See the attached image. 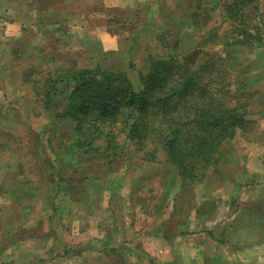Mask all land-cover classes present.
Segmentation results:
<instances>
[{"label": "crops", "instance_id": "crops-1", "mask_svg": "<svg viewBox=\"0 0 264 264\" xmlns=\"http://www.w3.org/2000/svg\"><path fill=\"white\" fill-rule=\"evenodd\" d=\"M155 3L156 0H0V99L4 102L0 105V132H11L16 116L22 115L27 121L29 105L23 108L20 102L24 100L26 88L34 92L31 86L35 87L36 82L29 74L31 69H38V53L57 57L58 51L65 52L67 61H76L78 68L100 66L119 70L121 66L105 63L109 56H121L130 50V46L125 47L124 35L117 25L123 29L134 27L132 38L147 35L143 32L145 26L140 29L145 22L142 17L146 13L154 14ZM52 39L57 40V49L48 47ZM85 56L89 60L95 57L98 62L85 65ZM60 64L66 66L64 61ZM34 94L32 99L40 97L37 92ZM13 100L23 109H15L10 104ZM44 110L40 117L52 115ZM49 122L38 133L50 130L52 123ZM260 130L256 138H245L246 149L235 161L228 159L232 173H225L224 165L219 166L211 169L202 182H186L177 189L167 181L158 199L153 196L143 202L136 199L133 190L123 188V181L119 180L114 187L109 172L98 182L88 175L74 179L73 175L65 174L63 171L71 166L84 168L80 162L86 161L78 158L81 156L78 149L72 150L73 154L70 152L68 160L61 158L64 165L59 166V154L49 162L60 176L58 181H53L55 176L50 174L45 193L43 174L39 186L30 184L29 178L34 177L29 175L26 161L22 157L13 158L16 156L12 148L7 149L0 142V178L6 179L1 183L0 207L4 206L3 213L7 215L5 219L0 215V262H26L23 258L12 262L11 253L6 252L19 245L21 248L25 241L34 238L41 246H45V241L52 242V259L43 258L47 263L69 260L72 247L81 246L80 253H85L94 245L103 253H113L119 258L128 256L129 259L135 257V261H146L153 255L161 261H170L173 257L168 248L175 244L177 234L174 232H178L182 261L264 264V128ZM97 166L103 168V164ZM35 180L33 182L38 183ZM55 182L68 185L62 190L60 187L61 192H58ZM144 190L150 194L151 188ZM176 192L182 194L177 201L185 202L186 209H190L185 210L188 215L184 223L178 225L179 229L169 230L168 234L163 223L175 207L176 200L172 196ZM188 197L190 201H186ZM212 212L216 217L209 215ZM35 219H38V227L30 223ZM40 225H46L45 229H40ZM26 230H31V234H24ZM58 251L66 254L56 256ZM24 252L27 253V249ZM34 261L39 262V259Z\"/></svg>", "mask_w": 264, "mask_h": 264}, {"label": "rangeland", "instance_id": "rangeland-1", "mask_svg": "<svg viewBox=\"0 0 264 264\" xmlns=\"http://www.w3.org/2000/svg\"><path fill=\"white\" fill-rule=\"evenodd\" d=\"M219 1L224 3L228 0L199 1L204 5L205 14H201L196 8V3L191 0H156L155 6H150V9H152V6L155 9L154 14L146 13L142 17V19H145V22L141 25L140 29L145 26L143 32L147 35L142 34L139 38H132L131 33H135L134 27L128 28L126 26V29H123L120 28V25H117L118 31L124 35L123 38H125V41L123 42H125V47L130 46V50L129 52H124L121 56H109V58L105 59V63L106 65L109 63V65L121 66L122 68L119 70L125 71L138 87L140 85L138 78L139 72L148 67L150 56L169 58L176 55L178 58L182 59L183 56L188 55L199 47L208 50L216 49L223 55L230 52L228 58L231 65L234 67L233 70L231 69L230 74L233 93H237L235 89L238 87L245 88V90H243L245 91V95H241V91H238V94H240L238 97H241V101H248V117L255 120L253 124L254 128L252 129L254 132L237 134L223 146V161L219 166L224 165L223 169L225 173H232L233 171L228 165V159L235 161V158L239 157L246 149L245 138L250 136L256 138L258 133H261L260 129L264 128V46L255 45L253 47H245L231 45L224 49L221 43L225 39V36L232 37L233 33L231 32V24L223 18L221 4H218ZM262 1L260 10L251 8L252 4H250V6H246L245 12L249 16V22L252 24H260L261 27L263 26L264 31V20L263 25L261 24L262 21L259 20L261 16H264V0ZM140 22L141 21L138 23ZM215 28H217L216 31L214 30ZM211 30H213L214 33L209 37L207 34ZM56 42L57 40L52 39L48 44V47L50 48L52 46L57 49L58 45H56ZM67 58L65 52L59 53L58 51L57 57L50 56L45 52L38 53V69H31L29 74V77L34 78L36 85L38 86V88L31 86V88L34 89V92H38V90L42 89L40 86L45 80L50 79L51 77L57 79L61 78L62 73H65L68 70V72H70V70L78 68L76 61H67ZM84 59L85 65H94L96 63L95 57L92 60H89L85 56ZM57 60L60 62L55 64V61L58 62ZM62 61L66 62V66L61 67L60 63H62ZM96 61L98 62V60ZM113 62H119V64H113ZM55 67H59V69H56ZM58 70L62 71L59 72ZM64 87V85L60 84V89ZM67 88L68 87L64 89ZM34 92H31L26 88V90H24L25 95H23L24 100L20 102V104L23 105V108L26 105H29V110L26 112L27 121L23 119L22 115L20 118H18L19 116H16V121L14 120L15 125L12 129L13 132L11 130V132L6 133L0 132V142L7 149L12 148L11 150L15 153L14 156H16L13 158L22 157L23 161H26V169L29 170V175L34 177V179L29 178L30 181H32L30 184H36L39 186L40 175L43 174L44 184H46L44 192L46 193L47 181L50 178V174L53 173L55 176L52 177L53 181H58V177L60 176L58 171L53 170L51 163L49 162L54 159L56 154H59V166L64 165L61 158L68 160L69 155H72L75 152H73L72 149L71 151L68 150V144L71 139V126L69 123L59 122L58 125H54L52 115L50 117L47 115L40 117L44 114V97L41 96L32 99V97L36 95ZM1 93L2 91L0 90V94ZM60 94L61 92L58 93V98L60 99L59 103L65 101L64 96H61ZM3 103V98H1L0 105ZM10 104H13L15 109L20 108V104L16 100L10 101ZM22 107L20 108L21 110L23 109ZM49 121L52 123L51 128L50 126L48 127L50 130L38 133L42 129L44 130V127L49 125ZM27 122H29V124ZM20 128H23L24 130L21 131ZM258 130H260V132H258ZM262 141H264V135H262ZM114 142L116 143V146H110L107 149V142H102L101 145L102 148H105L104 152L106 154L104 153L102 155V153H100V157H96L95 152L92 154L88 151L82 156H77L86 161L80 162L84 168L71 166L63 172L67 175H73L74 179L88 175L96 182L107 176V173L109 172L114 187L119 180L123 181V188L127 187V189L129 188V191L133 190L134 195L137 197L136 199H140L141 202L153 196L158 199L160 197L159 193L162 192L161 189L167 181L173 185L174 189H177L183 184L176 169L166 161L162 151L158 149L156 150L148 140H144L138 145L134 140L119 136ZM152 151H154V156L156 155L155 158H148L149 153ZM70 152H72V154ZM73 157L75 158L76 155ZM87 164H91V166H88ZM97 164H103V170L100 166H97ZM35 170H37V172H35ZM3 180L6 179L0 178V191L2 189L1 183H3ZM34 180L38 181V183L33 182ZM72 181L74 180L72 179ZM54 184L57 185L56 188L58 192H61L62 188L68 185V183L63 184L59 182H55ZM60 187L61 190L59 191ZM147 187L151 188L150 194L144 190ZM179 193L176 192L175 195L172 196V198L176 200L175 207L171 212L169 219L163 223L167 227L168 234L173 229L176 231L179 229L178 225L181 222L184 223L183 219L188 215L185 210L190 209H186L184 206L185 202L179 203L177 201L182 195H179ZM189 197L186 201H190ZM210 199L211 198L208 200ZM37 206L38 204L35 205V207ZM0 211L2 212H0L1 218H7V215L3 213L4 206L0 207ZM36 214L37 212H34L33 216H36ZM209 215L213 218L216 217L217 214L212 212V214ZM28 216H30V214H28ZM2 221L4 223V220ZM30 223H35L36 227H38L39 222L38 219H35L31 220ZM45 227L46 225H40V229H45ZM174 233L177 234L174 238L175 244H172L168 248L169 254L173 257V260L170 261H161L158 256L153 255L146 258V261H143V259L141 261H135V257L129 259L128 256H121L119 258V256H115L113 253H103L99 246L94 245L92 250H86L85 253H80V250H83L81 246L72 247L71 254H68L69 260L64 258L63 260L65 261L47 263L43 261V258H45V260L49 258L52 259V242L45 241V246H41L36 242V238L34 237V240L25 241L21 248L19 245L17 249L6 253H11L9 257L12 259L9 260H12V262L16 261V259L26 260V262L23 260V263L17 261L16 264H195L186 262V260H181L183 255L178 251L181 235H179L178 232ZM24 234H31V230H26ZM8 241L9 243L12 242V240L9 239ZM96 242L97 245L98 241ZM24 249H27L28 252L25 253ZM218 249L221 251L220 247ZM226 251L227 250L225 249V253ZM65 254L66 252L62 253L58 251L56 256H64ZM35 259H39V262L34 261ZM3 263L4 261L1 264ZM201 264L221 263L214 260H208Z\"/></svg>", "mask_w": 264, "mask_h": 264}, {"label": "trees", "instance_id": "trees-1", "mask_svg": "<svg viewBox=\"0 0 264 264\" xmlns=\"http://www.w3.org/2000/svg\"><path fill=\"white\" fill-rule=\"evenodd\" d=\"M191 1L205 14L201 0ZM261 2H218L233 33L221 43L224 49L231 45L264 46L263 26L250 23L245 12L250 4L260 10ZM263 17L259 18L262 25ZM213 33L211 30L207 36ZM229 53L199 47L182 59L176 55L150 56L148 67L139 72L138 87L123 70L100 66L72 69L61 78L45 80L37 94L44 97L43 108L52 113L55 125L69 123L70 150L78 149L79 155L88 151L100 157L105 153L102 142H107L106 149L115 147L119 136L138 145L148 140L162 151L183 184L202 182L222 163L226 142L237 134L254 132L255 120L248 117L249 103L238 97V91L245 95V88L238 87L233 93L231 87L234 67ZM60 84L68 88L60 89ZM60 92L65 101L59 103ZM155 156L152 151L148 158Z\"/></svg>", "mask_w": 264, "mask_h": 264}]
</instances>
